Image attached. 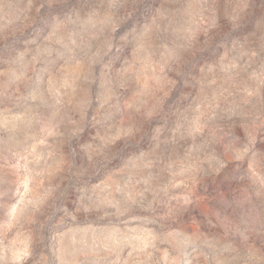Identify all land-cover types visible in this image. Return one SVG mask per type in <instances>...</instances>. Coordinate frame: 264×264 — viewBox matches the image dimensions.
<instances>
[{
	"label": "rangeland",
	"instance_id": "rangeland-1",
	"mask_svg": "<svg viewBox=\"0 0 264 264\" xmlns=\"http://www.w3.org/2000/svg\"><path fill=\"white\" fill-rule=\"evenodd\" d=\"M0 264H264V0H0Z\"/></svg>",
	"mask_w": 264,
	"mask_h": 264
}]
</instances>
